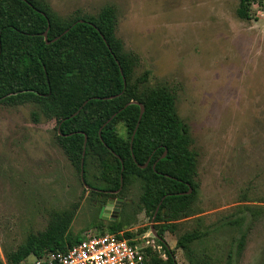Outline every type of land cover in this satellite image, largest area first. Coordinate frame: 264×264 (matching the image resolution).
Listing matches in <instances>:
<instances>
[{
    "label": "rangeland",
    "instance_id": "374dc122",
    "mask_svg": "<svg viewBox=\"0 0 264 264\" xmlns=\"http://www.w3.org/2000/svg\"><path fill=\"white\" fill-rule=\"evenodd\" d=\"M46 1L64 20L114 6L115 35L133 61L127 81L139 90L164 85L174 94L176 113L188 127L189 148L195 153L196 192L188 213L165 217L163 212L157 219L140 203L137 181L113 192L102 190L108 182L96 158L85 164L86 180L94 185L86 187L83 168L81 175L56 140L54 118H46L31 101H0L2 263L29 264L30 255L16 261L7 255L27 235L45 230L58 213L71 216L68 238L106 231L111 221H118L120 233L148 240L154 244L151 255L165 259L153 232L168 224L160 238L173 250L175 264H190L176 241L191 231L198 233L193 249L200 264H225L241 238L236 264H261L264 1L252 4L248 20L236 16L237 0ZM114 127L124 139L128 136L122 121ZM117 197L123 198L119 209L99 217L106 200Z\"/></svg>",
    "mask_w": 264,
    "mask_h": 264
},
{
    "label": "trees",
    "instance_id": "16d2710c",
    "mask_svg": "<svg viewBox=\"0 0 264 264\" xmlns=\"http://www.w3.org/2000/svg\"><path fill=\"white\" fill-rule=\"evenodd\" d=\"M263 1L237 0L236 16L251 19L252 4ZM117 23L112 5L102 6L94 15L64 20L46 0H0V101H31L46 118H54L59 146L80 170L82 159L83 179L90 187L94 185L86 180L85 164L96 158L101 177L108 182L102 190H117L135 180L141 188L140 203L155 218L163 212L165 217L186 214L196 192L188 127L176 113L174 94L166 86L139 90L127 81L133 61L115 35ZM131 100L144 107L134 134L139 105ZM118 121L128 130L125 139L115 131ZM188 185L192 192L183 193ZM70 221V215L53 213L46 229L27 235L8 260L64 250L79 242L84 236L65 237ZM167 226L156 230L165 259L151 255L148 247L145 264H175L173 250L160 238ZM121 229L118 221H111L106 231L95 234L129 237L130 232L120 233ZM197 237L191 231L176 241L190 264H200L193 249ZM241 245L242 238L235 253H227L225 264H236Z\"/></svg>",
    "mask_w": 264,
    "mask_h": 264
},
{
    "label": "built area",
    "instance_id": "2783aa9c",
    "mask_svg": "<svg viewBox=\"0 0 264 264\" xmlns=\"http://www.w3.org/2000/svg\"><path fill=\"white\" fill-rule=\"evenodd\" d=\"M149 246L154 244L115 233L87 234L64 250L31 255L29 264H145Z\"/></svg>",
    "mask_w": 264,
    "mask_h": 264
},
{
    "label": "water",
    "instance_id": "95a60500",
    "mask_svg": "<svg viewBox=\"0 0 264 264\" xmlns=\"http://www.w3.org/2000/svg\"><path fill=\"white\" fill-rule=\"evenodd\" d=\"M43 37H44V39L46 40V42H48V41H47V30H45V31L43 32ZM54 39H55V38H54ZM54 39H53V40H54ZM124 82H125V81H124V79H123V83H124ZM130 102H131V101H130ZM131 103H134V102H131ZM136 104L139 105V114H138L137 124H136V126H135V128H134V130H133V134H134V132H135V130H136V128H137V125H138V123H139V120H140V118H141V116H142V113H143V111H144V107H143V105H142L141 103L136 102ZM131 139H132V138H131ZM85 141H86V136H84V142H83L84 145H85ZM163 155H164V154H163ZM163 155H162V156H163ZM146 164H147V162H145L144 164L140 165V167H145ZM153 166H154V165H153ZM80 167H81L80 172H81V175H82V159H81ZM121 168H122V167H121ZM82 179H83V178H82ZM84 184H85L86 187H89L86 183H84ZM190 190H191V187L188 185V190H187L186 192H183V193H189ZM122 200H123V198H121V197H117L115 200H114V199H108V200L106 201V203H105L104 205H102V207H101V209H100V212H99V217L105 218L106 215H107L108 213H110V211H111L112 209H114L115 211L118 210V209H119V204H120V202H121ZM153 234H154L155 236H157V235H156V232H153Z\"/></svg>",
    "mask_w": 264,
    "mask_h": 264
},
{
    "label": "flooded vegetation",
    "instance_id": "af4514ba",
    "mask_svg": "<svg viewBox=\"0 0 264 264\" xmlns=\"http://www.w3.org/2000/svg\"><path fill=\"white\" fill-rule=\"evenodd\" d=\"M146 162H148V161H146ZM147 165V164H146ZM140 166V165H139ZM146 167V166H145ZM141 168H144V167H141ZM90 188H92V187H90ZM110 192H113V191H110ZM95 197H98V195L97 194H95ZM108 200V199H107ZM106 200V201H107ZM114 209H112L111 211H113ZM115 211V210H114Z\"/></svg>",
    "mask_w": 264,
    "mask_h": 264
}]
</instances>
